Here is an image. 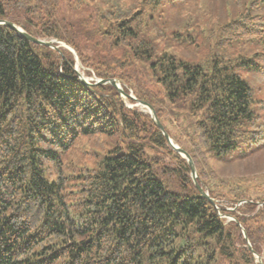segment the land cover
<instances>
[{"label": "trees", "instance_id": "obj_1", "mask_svg": "<svg viewBox=\"0 0 264 264\" xmlns=\"http://www.w3.org/2000/svg\"><path fill=\"white\" fill-rule=\"evenodd\" d=\"M58 1L0 0V20L64 40L98 78L118 79L127 94L128 84L136 98H127L151 104L190 154L214 203L148 113L126 107L110 83H82L70 51L0 24V264H259L242 229L263 260L264 196L250 197L240 185L219 193L228 183L219 178L212 188L204 164L264 151V88L256 96L247 79L264 82V0H218L215 20L204 27L217 53L202 64L153 44L164 9L175 8L180 20L187 0L97 4L93 29L107 42L90 41L121 50L114 60L82 52ZM189 24L170 34L180 37ZM142 81L157 91H140ZM85 138L112 145L94 153L92 166L72 171L66 157Z\"/></svg>", "mask_w": 264, "mask_h": 264}, {"label": "rangeland", "instance_id": "obj_2", "mask_svg": "<svg viewBox=\"0 0 264 264\" xmlns=\"http://www.w3.org/2000/svg\"><path fill=\"white\" fill-rule=\"evenodd\" d=\"M58 2V15L64 18V22L66 21L71 24L70 29L72 30L69 31L73 34L70 36L75 38V41L79 44L84 54L92 59L96 58L98 60H103L108 57L114 60L113 57L120 58L122 56L123 53L121 50H113L104 45H101V48L99 46H93L94 42L96 43L97 41L107 42V40L99 38L100 34L96 32V29H93L97 26L93 22V18L90 17L91 14L95 12L97 4H101V8H106L102 0H59ZM218 4V0L215 3L211 0H187L183 9H177L183 14L180 20L176 19L174 15L175 8L166 7L164 12L161 13V18L158 20L155 27L156 32L151 34L154 37L153 44L156 49L158 51L166 50L187 62L202 64L209 55L217 53V49L213 46V35L211 36L209 31L204 27L206 22L210 23L215 20L214 17H216L218 12ZM188 22H190L188 29L185 30L182 28L180 37L170 34L174 26L181 28ZM65 30L67 29H62L61 33L63 34ZM88 30H92L90 31L91 34H87V36L84 35L83 32ZM65 34H68V31ZM43 38L53 40V44L70 51L75 60L74 68L81 76L86 78V80L90 82L100 79L96 76L92 67L81 64L76 50L70 44L64 40H58L50 36H44ZM90 40H94V42L92 43ZM91 46L93 47L91 48ZM219 52L222 54V50H219ZM116 64L120 65V63ZM123 69H128L127 61L124 63ZM133 69L136 70L137 66L134 65ZM87 71L89 74L86 73ZM138 71L141 72L140 70ZM247 79L255 89H259L256 96L258 95V97H260V93L263 92L261 89L264 88L263 80L251 74L247 75ZM122 85L125 87L127 86L128 94L135 97L132 88H130L128 84L122 83ZM139 86V90L143 92L152 93L153 90V93H155L157 91L156 87H151L150 82L142 81V85ZM123 104L128 108H136L138 111L148 113L147 108L137 104L136 101H130L127 97H123ZM174 138H178L176 133H174ZM172 141L180 146L176 142V139H172ZM183 142L185 141H180V144ZM111 145L112 144H109L104 138L96 140H88L86 138L79 139L73 150H71L66 157L68 167L74 171L78 169V167L92 166L96 160L93 158L94 153L104 154ZM230 155L232 154L225 155V157H221L220 159L211 156L207 159L204 164V170L208 175V184L211 183V187L213 188L218 183L219 178H222L228 185L222 184L225 186L219 187L218 192L221 194L230 187L229 185H240L244 192L250 197L264 196V151L255 153L251 155L250 158L248 157L246 159H231L233 156L231 157ZM213 176H216L218 180L212 178ZM196 180L198 182L197 178ZM217 201L226 203L223 198H219ZM227 209H232V207H227ZM223 216H225L227 220L233 219L229 215Z\"/></svg>", "mask_w": 264, "mask_h": 264}, {"label": "water", "instance_id": "obj_3", "mask_svg": "<svg viewBox=\"0 0 264 264\" xmlns=\"http://www.w3.org/2000/svg\"><path fill=\"white\" fill-rule=\"evenodd\" d=\"M0 24H4V25L12 28L13 30H15L17 32V34L19 36H22V37L26 38L27 40H29L31 42H34L36 44L49 46V47L54 48V49H58V47H59L58 45L53 44L54 43L53 40H47V39H44V38H38V37H34V36L28 34L20 26H17L16 24H14L11 21L0 20ZM75 71L77 72L78 77H79V79H80V81L82 83L90 84V82L88 80H86V78L81 76L76 69H75ZM94 83H110L111 85H113V86H115L117 88V90L120 93V96L122 98L123 97H130L132 99H135L134 96L123 92V90H122V88L120 86V83H119L118 79H116V78L97 79V81H95ZM136 102H137V104H139V105H141V106H143V107L148 109V113H149L151 119L153 120L154 124L159 128V130L162 132V134L166 138V140H167L168 144L171 146V148L173 150H175L181 157L186 159V161L188 162L189 167H190V172H191L190 177H191L192 181L194 182L196 188L198 189L199 193L203 197H205L209 202L214 203V200L209 196L208 192L204 188H202L201 185L196 180L197 173H196V169H195V166H194V163H193V160H192L190 154L187 151H185L183 148L178 146L177 144L173 143L171 137L165 131L163 125L159 121L153 106L151 104H149L148 102H146L144 100H140V99H136ZM242 234H243V237L246 240L248 248L251 250V252L256 257L257 262L259 264H264V261L262 260V257L253 251V249L251 247V244H250V242L248 240V237H247L246 232H245L244 229H242Z\"/></svg>", "mask_w": 264, "mask_h": 264}]
</instances>
